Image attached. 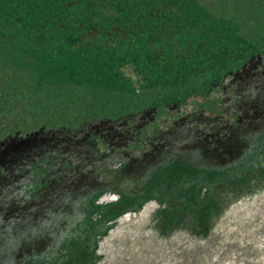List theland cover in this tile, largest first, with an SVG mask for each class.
Instances as JSON below:
<instances>
[{
	"label": "rangeland",
	"instance_id": "374dc122",
	"mask_svg": "<svg viewBox=\"0 0 264 264\" xmlns=\"http://www.w3.org/2000/svg\"><path fill=\"white\" fill-rule=\"evenodd\" d=\"M197 2L264 31V0ZM99 40L112 47L115 37ZM257 58L211 100L187 92L175 124L147 129L150 142L138 116L107 118L151 105L162 85L25 92L0 77V264H264ZM104 136L111 145L98 153Z\"/></svg>",
	"mask_w": 264,
	"mask_h": 264
},
{
	"label": "trees",
	"instance_id": "16d2710c",
	"mask_svg": "<svg viewBox=\"0 0 264 264\" xmlns=\"http://www.w3.org/2000/svg\"><path fill=\"white\" fill-rule=\"evenodd\" d=\"M242 28L197 0H0V77L25 92L118 84L135 92L120 70L134 63L144 77L138 92L159 84L165 99L185 100L264 54V31ZM102 37H115L113 46Z\"/></svg>",
	"mask_w": 264,
	"mask_h": 264
},
{
	"label": "flooded vegetation",
	"instance_id": "af4514ba",
	"mask_svg": "<svg viewBox=\"0 0 264 264\" xmlns=\"http://www.w3.org/2000/svg\"><path fill=\"white\" fill-rule=\"evenodd\" d=\"M94 41H95L94 38L90 39V42L93 43ZM159 52L162 53L161 50ZM262 55H264V54H256V55L252 56L244 64L240 65L239 67H236L235 69L227 70L226 72H224L220 76V78L212 81L210 86L206 87L205 89H202L201 92H199V93L204 95V98H206V101L211 100L210 99L211 94H213V93L215 94L220 89L226 87V84L230 83V81H231L230 79H231L232 75H234L237 72L242 71L243 69L248 67L250 62H253L254 60H258L257 56H262ZM126 65L132 66L136 72V75H141V77H142V79L132 80L131 78L126 77L124 75V72L122 71L123 76L126 77L127 79H129V83H131V85L138 92V91H140L141 86L144 82L143 74H142L140 68L136 64L125 63L123 66H126ZM123 66H121V67H123ZM136 81H138L140 83V86L138 88L135 85ZM214 96H216V95H214ZM184 102L185 101L183 99H179V98H170V99H164V100L162 98H158V99L154 100V102L151 105L146 106V107L141 108V109H138L137 111L127 113L121 117L116 116L113 118L109 117L107 119L110 120L111 122H119L121 120H124V118L128 119V118H131L135 115H136V117L138 116L140 118V123L138 124L140 126V129H137L136 131L143 130L144 134L146 136L148 135L146 138L147 142H150L149 139L153 136L149 137L150 132L148 133L147 129L149 130L152 128L151 131L155 132L158 130H163L165 128H168L171 126V124H175L176 118L179 117V115L181 114L178 111L179 110L178 107H180L182 105L184 106ZM214 107H215V105H214ZM210 118L211 117H209V119ZM91 119L97 120L99 118L94 117V118H90V120ZM92 131H96V133H98V134L104 132V130H102L100 126L94 127V129ZM19 134L20 133H18V132L14 133L13 135L10 134L9 137L14 136V135L19 136ZM136 143H137V141H136ZM110 145H111L110 140L105 136L102 138H99L95 142V148H96V151L98 153L105 152L106 148H108Z\"/></svg>",
	"mask_w": 264,
	"mask_h": 264
},
{
	"label": "water",
	"instance_id": "95a60500",
	"mask_svg": "<svg viewBox=\"0 0 264 264\" xmlns=\"http://www.w3.org/2000/svg\"><path fill=\"white\" fill-rule=\"evenodd\" d=\"M120 70L124 72V75L126 77H129L132 80L142 79L141 75H136V72L132 66L126 65V66L120 67ZM135 85L138 88L140 86V83L136 81Z\"/></svg>",
	"mask_w": 264,
	"mask_h": 264
}]
</instances>
